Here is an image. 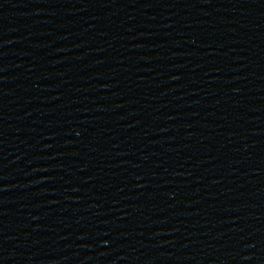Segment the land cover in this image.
<instances>
[{
  "label": "water",
  "instance_id": "95a60500",
  "mask_svg": "<svg viewBox=\"0 0 264 264\" xmlns=\"http://www.w3.org/2000/svg\"><path fill=\"white\" fill-rule=\"evenodd\" d=\"M0 264H264V0H0Z\"/></svg>",
  "mask_w": 264,
  "mask_h": 264
}]
</instances>
